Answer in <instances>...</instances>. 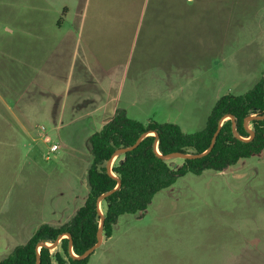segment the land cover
I'll use <instances>...</instances> for the list:
<instances>
[{
    "label": "rangeland",
    "instance_id": "1",
    "mask_svg": "<svg viewBox=\"0 0 264 264\" xmlns=\"http://www.w3.org/2000/svg\"><path fill=\"white\" fill-rule=\"evenodd\" d=\"M262 73L264 0H0V228L20 231L0 259L85 197L87 137L102 124L78 114L118 104L196 133ZM88 264H264V152L178 178L120 216Z\"/></svg>",
    "mask_w": 264,
    "mask_h": 264
},
{
    "label": "trees",
    "instance_id": "2",
    "mask_svg": "<svg viewBox=\"0 0 264 264\" xmlns=\"http://www.w3.org/2000/svg\"><path fill=\"white\" fill-rule=\"evenodd\" d=\"M262 114L264 73L247 92L220 96L207 117L204 129L196 133H184L179 125L172 122L159 123L151 120L142 123L129 118L124 110L117 111L89 138L92 160L87 170L88 193L83 205L62 226H39L26 243L16 246L7 257L0 259V264H35L37 243L41 240L53 243L64 233L71 236L75 255H82L92 247L96 243L100 224L96 199L117 186L116 179L106 171V163L116 150L133 145L143 133H157V150L161 155L172 152L202 153L209 147L218 122L225 115L234 117L237 133L246 139L249 134L243 126L244 119ZM249 125L254 131V137L245 142L234 137L229 119L223 121L212 150L202 158L182 160L180 165H172L157 156L154 151V136H146L134 150L119 156L113 163L111 172L120 179L121 186L102 202L105 204L103 238L112 236L120 216L142 215L158 192L172 186L186 173L200 175L206 170L223 172L241 159L262 154L264 120H254ZM68 241L63 237L57 246L60 251L53 253L46 247L39 248L40 264H88L89 256L82 260L70 257Z\"/></svg>",
    "mask_w": 264,
    "mask_h": 264
},
{
    "label": "water",
    "instance_id": "3",
    "mask_svg": "<svg viewBox=\"0 0 264 264\" xmlns=\"http://www.w3.org/2000/svg\"><path fill=\"white\" fill-rule=\"evenodd\" d=\"M227 119H229L231 121L232 133H233L234 137L237 138V139H239V140H242V141L247 142V141L252 140L253 137H254V131L248 127V124L251 121H254V120H256V121H262V120H264V114H262V115H251V116H248V117H246L244 119L243 126H244V128L246 129V131L249 134V137L246 138V139L245 138H242L237 133L234 117L232 115H225L218 122V127H217V129H216V131H215V133H214V135H213V137L211 139V142H210L209 147L207 148L206 151H204L202 153L188 154V153H182V152H172V153H169L167 155H161L158 152V150H157L158 135L154 131L145 132L142 135H140V137L135 141V143L133 145H131L129 147L120 148V149L116 150L113 153V155L111 156V158L106 163V171H107V173L110 176H112L114 179H116L117 186L114 189H112V190H110V191H108L106 193H103V194L99 195L97 197V199H96L97 212H98V215L100 216V224H99V228H98L97 233H96V243L92 247H90L89 249H87L82 255H79L78 256V255H75L73 253V250H72V239H71V236L69 234H67V233H64V234L59 235L58 238L53 243H47L44 240H41L40 242L37 243L38 250H37V257H36V263L35 264H40L39 248L46 247L49 250L55 249L58 246L60 240L63 237H66L69 240L68 241V253H69L70 257H72V259H77V260H82V259L87 258L88 256H90L102 244V240H103V221H104V216H103V213L101 212L100 204L104 201V199L106 197L110 196L113 192H115L121 186L120 179L117 178L111 172V168L113 166V162H114V159L116 157L122 156V155L126 154L127 152H130V151L134 150L139 145V143L142 141V139L145 138L146 136H154L155 137V141H154V151L157 154V156L159 158H161L162 160H164V161L173 160V159L192 160V159L202 158L203 156L207 155L212 150V148L214 146V143L216 141V137H217V135H218V133L220 131V128H221V126L223 124V121H225Z\"/></svg>",
    "mask_w": 264,
    "mask_h": 264
},
{
    "label": "crops",
    "instance_id": "4",
    "mask_svg": "<svg viewBox=\"0 0 264 264\" xmlns=\"http://www.w3.org/2000/svg\"><path fill=\"white\" fill-rule=\"evenodd\" d=\"M136 18V17H135ZM134 25H135V27H136V30H135V36H134V38L136 39V44H135V47L136 46H138L137 45V40H138V30H139V27H138V21H136L135 20V22H134ZM141 28V27H140ZM98 92H100V93H102V95H105V93H108V88L107 87H102L101 89L100 88H98ZM98 101H99V99H98ZM100 102V101H99ZM107 105L106 104H104V103H99L98 105H96L95 107H93V112H92V110L91 111H88V112H83L82 114H78V116H90V117H93L94 118V120H97V122L98 121H101V124H102V126L104 125V123L108 120V118H104V115H105V113H104V111L106 110L105 108H107L106 107ZM128 109H129V106H127V107H125V106H123L122 108H120V106L118 105V104H116L115 106H113V112H112V115H114L117 111H119V110H124L125 112H126V114H127V116H128ZM101 112V113H98L97 114V112ZM111 115V116H112ZM110 116V117H111ZM109 117V118H110ZM131 119H133V120H135L134 118H131ZM137 121V120H136ZM140 122V121H139ZM95 133V132H94ZM92 135V134H91ZM91 135H89L88 137H87V144H88V141H89V138H90V136ZM88 148H89V144H88ZM87 175V174H86ZM87 181V180H86ZM87 185V184H86ZM87 190H86V195H85V197H83L82 198V200H81V202L79 203V205L77 206V208L74 210V212L72 213V215H71V217L75 214V212H76V210L79 208V207H81L82 205H83V203H84V200H85V198H86V196H87V193H88V188H86ZM70 217V218H71ZM69 218V219H70ZM69 219L67 220V222L69 221ZM66 222V223H67ZM39 226H41V225H38V226H36V227H39ZM1 230V235H2V241H1V243L0 244H9L10 242H12L13 240H15L16 238L18 239V237H19V235H20V231H19V228L17 227V226H15L14 224H11V223H8L7 225H3V227L2 228H0ZM14 229L16 230L15 231V233L13 232L14 231ZM35 232V231H34ZM33 232V233H34ZM33 234H31V236H32ZM30 236V237H31ZM29 237V238H30ZM17 243V242H16ZM19 246V245H18ZM16 247V246H15ZM14 246H13V248L12 249H14L15 248Z\"/></svg>",
    "mask_w": 264,
    "mask_h": 264
},
{
    "label": "built area",
    "instance_id": "5",
    "mask_svg": "<svg viewBox=\"0 0 264 264\" xmlns=\"http://www.w3.org/2000/svg\"><path fill=\"white\" fill-rule=\"evenodd\" d=\"M57 149H58V146L56 144L51 145L49 147V153L54 154L57 151Z\"/></svg>",
    "mask_w": 264,
    "mask_h": 264
}]
</instances>
